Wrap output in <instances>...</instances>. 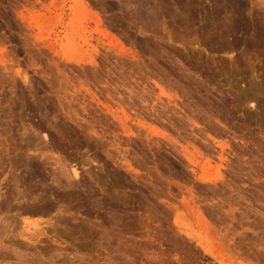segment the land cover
Listing matches in <instances>:
<instances>
[{
    "label": "rangeland",
    "instance_id": "1",
    "mask_svg": "<svg viewBox=\"0 0 264 264\" xmlns=\"http://www.w3.org/2000/svg\"><path fill=\"white\" fill-rule=\"evenodd\" d=\"M129 1L0 0V264H264V0Z\"/></svg>",
    "mask_w": 264,
    "mask_h": 264
},
{
    "label": "bare ground",
    "instance_id": "2",
    "mask_svg": "<svg viewBox=\"0 0 264 264\" xmlns=\"http://www.w3.org/2000/svg\"><path fill=\"white\" fill-rule=\"evenodd\" d=\"M121 1V0H120ZM125 1H127V0H125ZM133 1H135V0H130L129 2H125V4L123 5L122 3L124 2H122L121 3V5H123V9L122 10H124L125 12L132 6V3L131 2H133ZM229 1V0H228ZM261 1V0H260ZM139 2V1H138ZM142 2V1H141ZM233 2V1H232ZM232 2H229V3H226V5L224 6V13H223V11H221V10H218V11H216L215 13H214V15L212 16V20H211V22H210V24H208L205 28H203L202 29V33H208V32H213V33H211L212 35H213V37L211 38V42H212V47L215 49V50H222L223 52L224 51H226L227 50V47L226 46H224L223 44L222 45H220V44H215L217 41V37H221V36H231V37H234L235 38V40H234V43H235V41H236V44L238 45V46H242L241 44L243 43V44H245L244 43V41L242 42L240 39H237L235 36H237L238 34H240V33H242V34H244V35H248L251 31V29L249 28V25H248V27H247V25L246 26H242V20H241V17H240V15L241 14H239L238 13V11L240 12V10H238L237 11V8H238V6H240V5H238V6H235V3L234 4H232ZM135 3V2H134ZM136 3H137V1H136ZM148 2H146V4L145 3H142L141 5H140V7H141V9H136V8H134V9H136V10H141V14H142V16L144 15V12L146 11V9H148V4H147ZM175 3H176V5H178L179 7H182V4H183V2H182V0H176L175 1ZM162 4V3H161ZM164 4H165V2L162 4L163 6H164ZM240 4V3H239ZM161 5V6H162ZM165 5H167V4H165ZM151 6V5H150ZM149 6V7H150ZM223 6V5H222ZM221 6V7H222ZM121 7V6H120ZM134 7V5L131 7V8H133ZM135 7H136V5H135ZM166 7V6H165ZM169 7V6H168ZM168 7H166V8H168ZM171 7V6H170ZM183 7H184V5H183ZM241 7V6H240ZM150 8H152V7H150ZM165 8V9H166ZM220 8V7H219ZM154 9V8H153ZM169 9V8H168ZM171 9V8H170ZM179 9V8H178ZM182 9V8H181ZM192 9V8H191ZM195 9V8H194ZM239 9V8H238ZM241 9V8H240ZM150 9H148V11H149ZM188 10V9H187ZM139 11H137V13L139 12ZM243 11V10H242ZM122 12V11H121ZM151 12V11H150ZM145 13H147V12H145ZM152 13V12H151ZM243 13V12H242ZM169 14V13H168ZM146 15V14H145ZM157 15V14H156ZM167 15V14H166ZM125 16V15H124ZM142 16H140V17H142ZM148 16H149V14H148ZM148 16H145V17H148ZM151 16V15H150ZM149 16V17H150ZM186 16V15H185ZM184 16V17H185ZM128 17V16H127ZM126 17V18H127ZM138 17H139V14H138ZM161 17V16H160ZM166 17V16H165ZM129 19V18H128ZM144 19V18H143ZM167 19V18H166ZM193 21H194V19H192ZM156 21V20H155ZM184 20H182V22H183ZM261 21V20H260ZM181 22V21H180ZM187 22V21H186ZM140 23V22H139ZM144 23V22H143ZM194 23H195V21H194ZM141 25V24H140ZM153 25V24H152ZM251 26V25H250ZM141 27H143V26H141ZM81 28V27H80ZM142 29V28H141ZM186 29V28H185ZM188 30V29H187ZM140 31V30H139ZM144 31V30H143ZM199 31H201V30H199ZM256 31H257V29H256ZM141 32V31H140ZM225 36V37H226ZM241 38V37H240ZM226 39H228V37L226 38ZM225 39V40H226ZM213 40H215V43H213ZM220 40H221V38H220ZM219 39H218V41H220ZM222 40H223V37H222ZM251 40V39H250ZM227 41V40H226ZM224 42V41H223ZM232 43V42H231ZM249 43V42H248ZM247 44V43H246ZM245 44V45H246ZM251 44H253L252 42H251ZM254 44L256 45V46H258V47H261L263 44H264V34H263V32L262 31H259L258 33H256V36H255V39H254ZM237 46V47H238ZM251 46H253V45H251ZM264 46V45H263ZM262 46V47H263ZM261 47V48H262ZM250 48V47H249ZM230 49H231V47H230ZM260 49V48H259ZM251 50V49H250ZM221 52V51H220ZM219 53V52H218ZM226 53V52H225ZM262 87V86H261ZM262 91L264 92V88L262 89ZM261 90H260V92H262ZM262 92V93H263ZM239 95V94H238ZM241 95V94H240ZM245 96V95H244ZM247 96V95H246ZM245 96V97H246ZM254 96V95H253ZM253 96H250V97H247V99L250 101V103H252V104H255V100H256V98L255 97H253ZM240 97H243V96H240ZM246 99V100H247ZM242 100H244V98L242 99V98H237V102H238V105H240V104H242L241 102H242ZM249 101H247V102H249ZM257 102V101H256ZM243 103H244V101H243ZM249 103V104H250ZM259 105V106H258ZM258 109H259V111L261 110L262 111V109L264 108V105L263 104H256L255 105ZM241 107H242V105H241ZM240 107V108H241ZM256 114V113H255ZM250 115V114H249ZM254 115V114H253ZM251 116H252V113H251ZM257 117V116H256ZM259 118V117H258ZM263 118V117H262ZM255 119V118H254ZM259 120V119H258ZM250 120H248V122H249ZM259 121H261V120H259ZM250 123H252V121H250ZM38 128H40V127H38ZM224 156H225V154H224ZM50 158V157H49ZM221 158V157H220ZM219 158V159H220ZM227 159V158H226ZM224 160H225V157H224ZM222 161H223V159H222ZM224 162V161H223ZM60 163V162H59ZM61 165V164H60ZM59 165V166H60ZM64 166V165H63ZM223 166V165H222ZM43 167V166H42ZM45 167V166H44ZM17 168V167H16ZM34 169V172H33V170L31 171V172H33L32 174H30V175H28V177L30 176V179H34V180H36V179H38V178H40V177H42L41 179H43V176H42V172H41V169H40V167L39 166H35V167H33ZM65 168V167H64ZM64 168L62 167V166H60V169H61V172H62V175H67V177H68V175L70 174V173H65V171H64ZM46 169V168H45ZM67 170V169H66ZM59 171V170H58ZM45 173V172H44ZM59 173H60V171H59ZM58 173V174H59ZM14 174V173H13ZM53 174V173H52ZM61 174V173H60ZM73 175L75 176V177H77L78 176V171L76 170V169H73ZM73 175H71V177L73 176ZM70 176V175H69ZM62 177V176H61ZM64 177V176H63ZM45 179H46V177H44ZM73 178V177H72ZM14 179V178H13ZM45 179H43V180H45ZM43 180H41V181H43ZM68 184L70 185V187L71 186H74V185H76V184H73L74 182H75V180H74V182L73 181H71V180H73V179H69L68 178ZM28 181V180H27ZM31 181V180H30ZM29 181V182H30ZM33 181V180H32ZM18 182V181H17ZM44 182V181H43ZM54 182L56 183V186H57V184H58V186H60L59 184H60V179H58L57 177H54ZM31 183H33V182H31ZM46 183V182H45ZM14 184V183H13ZM68 185V186H69ZM79 185V184H78ZM14 186H16V185H14ZM68 186H65V187H67L68 188ZM61 187V186H60ZM79 187V186H78ZM58 188V187H57ZM64 188V187H63ZM62 188V189H63ZM66 188V189H67ZM17 189V188H16ZM72 189V188H71ZM58 190V189H57ZM65 190V189H64ZM61 191V190H60ZM66 191V190H65ZM14 192H16V191H14ZM47 193V192H46ZM15 194V193H14ZM16 195V194H15ZM24 195V194H23ZM31 195V194H30ZM20 196V195H19ZM18 195H17V197H19ZM41 196V195H40ZM45 196V195H44ZM16 197V198H17ZM21 197V196H20ZM33 197V196H32ZM13 198H15V197H13ZM21 198H23V197H21ZM28 198V197H27ZM31 198V197H30ZM18 199H20V198H18ZM12 200V199H11ZM39 200V199H38ZM15 201V200H14ZM26 209V208H25ZM38 210V209H37ZM31 212V211H30ZM38 213V212H37ZM32 214V213H31ZM35 214V213H34ZM33 215V214H32ZM34 216V215H33ZM32 216V217H33ZM38 224V223H37ZM36 224V225H37ZM35 225V226H36ZM38 227V226H37ZM16 228V227H15ZM55 229H56V227H55ZM54 229V230H55ZM41 230H42V228L41 229H39L38 230V232L40 231L41 232ZM37 231V230H36ZM36 231H34V232H36ZM2 232V231H1ZM44 232V231H43ZM53 233V232H52ZM34 234V233H33ZM62 235V234H61ZM35 237V236H34ZM68 237H70V236H68ZM34 240V239H33ZM29 244V243H28ZM36 246V245H35ZM34 248V247H33ZM60 250V249H59ZM59 252V251H58Z\"/></svg>",
    "mask_w": 264,
    "mask_h": 264
}]
</instances>
